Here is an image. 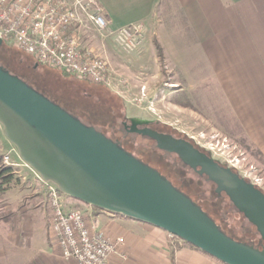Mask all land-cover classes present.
Returning a JSON list of instances; mask_svg holds the SVG:
<instances>
[{
	"label": "water",
	"instance_id": "water-1",
	"mask_svg": "<svg viewBox=\"0 0 264 264\" xmlns=\"http://www.w3.org/2000/svg\"><path fill=\"white\" fill-rule=\"evenodd\" d=\"M0 124L21 161L63 195L165 231L223 264H264V246L235 241L157 170L1 65ZM144 134L160 150L178 155L194 170L200 168L264 242L262 191L187 141L150 130Z\"/></svg>",
	"mask_w": 264,
	"mask_h": 264
},
{
	"label": "crops",
	"instance_id": "crops-1",
	"mask_svg": "<svg viewBox=\"0 0 264 264\" xmlns=\"http://www.w3.org/2000/svg\"><path fill=\"white\" fill-rule=\"evenodd\" d=\"M97 2L110 32L138 25L144 32L142 47L154 50L155 40L161 45L166 75L157 51L156 58L166 80L170 61L184 73L196 66L193 71L202 88L212 87L209 96L215 107L230 115L264 158V0H166L171 11L167 10L165 21L157 14L162 0ZM14 201L6 207L5 220L0 218V264H77L64 260L50 238L46 212L24 207L19 196ZM100 217L109 223L117 220L118 231L100 221L102 229L110 237L125 239L122 256L113 257L111 264H223L151 225Z\"/></svg>",
	"mask_w": 264,
	"mask_h": 264
},
{
	"label": "rangeland",
	"instance_id": "rangeland-1",
	"mask_svg": "<svg viewBox=\"0 0 264 264\" xmlns=\"http://www.w3.org/2000/svg\"><path fill=\"white\" fill-rule=\"evenodd\" d=\"M167 10L171 11V4L167 6L166 0H162L157 12L160 17L158 19L165 21ZM80 33L84 38L83 46L93 49L107 62L110 86L74 80L59 71L39 66L30 55L28 56L12 46L5 45V47L18 55V60L25 63L28 67L27 75L35 76L37 74L38 78L43 76V80L49 86L60 89H64L67 84L79 88L82 90L79 96L82 102L92 101V99L103 101L108 105L106 106L107 110L116 113L117 119L120 117L119 115H123L120 114L121 109L128 117L157 121L193 141L198 147L211 153L215 159L234 169L251 183L258 181L259 184L264 185L263 160L244 139L230 115L219 112V109L215 107L212 97L209 96L213 94L212 87L202 88L203 82H199L197 72L193 71L196 66L191 65L190 71L184 69L187 72L184 73L181 66H176L170 61L168 62L170 76L166 80L161 73L154 47L152 51L142 45L134 50H127L118 44L110 33L99 32L89 18L83 19ZM6 64L14 67L10 63ZM30 77L29 81L36 85V79L34 77L30 79ZM29 85L45 95L41 88ZM89 93L93 96H90ZM88 120L103 129L111 124L108 118H101V121L96 120L97 122ZM0 154L3 157L9 156V164L13 166L15 177V182L11 186L12 190L10 189L8 195L10 199L4 196L0 200V218L5 220V213L8 210L6 207L19 196L24 207L40 213L46 212L49 220L48 191L43 186L38 174L21 161L18 150L5 137L1 124ZM54 188L57 189L55 185ZM58 192L69 209L85 214L89 212L97 217L109 216L111 220L123 218V216L106 213L71 199L59 190ZM212 197L213 199H210ZM207 198H209V202L216 204V208H207L206 211L221 224L226 234L241 243L249 242L254 246L260 243L261 238L256 228L234 208L228 198L220 201L214 194H208ZM100 219L99 222L103 221V224L109 223L108 220ZM102 223L100 222L101 228H103ZM109 224L112 229L118 231L120 223L117 220Z\"/></svg>",
	"mask_w": 264,
	"mask_h": 264
},
{
	"label": "built area",
	"instance_id": "built-area-1",
	"mask_svg": "<svg viewBox=\"0 0 264 264\" xmlns=\"http://www.w3.org/2000/svg\"><path fill=\"white\" fill-rule=\"evenodd\" d=\"M84 18H89L99 32L113 35L127 50L138 48L144 40L138 25L110 32V23L97 0H0V40L43 66L85 82L110 86L107 62L83 46L80 30ZM9 161V156L3 157L6 165ZM41 182L48 191L50 238L64 260L111 264L113 257L122 256L123 237L108 236L97 216L67 208L54 185ZM253 184L264 193V185L258 181Z\"/></svg>",
	"mask_w": 264,
	"mask_h": 264
},
{
	"label": "flooded vegetation",
	"instance_id": "flooded-vegetation-1",
	"mask_svg": "<svg viewBox=\"0 0 264 264\" xmlns=\"http://www.w3.org/2000/svg\"><path fill=\"white\" fill-rule=\"evenodd\" d=\"M120 114L123 115H119L120 117L118 119L116 118L112 124L107 125L106 129L90 124L87 125L93 126L107 138L117 143L126 152L149 167L157 170L175 188L187 195L209 216L211 214L206 209L216 208V204L209 202V198H207L208 194H214L220 201L228 198L225 193L221 195L216 193L217 186L206 175L200 174V168L194 170L185 164L178 155L160 150L157 142L147 134H144V132L150 130L158 134L171 136L176 140H184L207 156H212L211 153L201 149L189 139L178 134L175 130L165 127L157 121L128 117L121 109ZM212 158L215 159L213 156ZM215 161L219 165L227 167L218 159H215ZM233 171L237 173L234 169ZM210 199H213V197ZM263 246L264 242L260 240V243L256 247L261 249Z\"/></svg>",
	"mask_w": 264,
	"mask_h": 264
},
{
	"label": "trees",
	"instance_id": "trees-1",
	"mask_svg": "<svg viewBox=\"0 0 264 264\" xmlns=\"http://www.w3.org/2000/svg\"><path fill=\"white\" fill-rule=\"evenodd\" d=\"M154 44H155V48L157 51V56L159 59V63L161 66L162 73L164 75H166V64H165L164 50L156 40H155ZM15 49H17V48H15ZM9 50L10 49L5 47V45H3L1 47V49H0V65L1 66H3L9 72H11L15 76H17L20 79H22L23 81H25L27 84H31L34 87L41 88L45 92L46 97H48L51 101L60 105L62 108L67 110L69 113H71L72 115H74L75 117L80 119L83 123L96 126L95 123H92V122L90 123L88 119L97 122L98 120L101 121V118H103V119L108 118L109 121H111V124L116 119V117H115L116 113H114V111L111 112V111L107 110V108H106V106H108L107 103L105 104V102H103V101L101 102L100 100L96 101L93 99H92V101L85 100V102H82L81 99H79V96H80V93L82 90H80L79 88H75L72 85L67 84V85H65L64 89H60L59 87L49 86L43 80V76H42V78L41 77L38 78L37 74H35V76H33L32 74L27 75L26 73L28 71V67H26L25 63L23 64V62L18 60V58H19L18 55L13 53V51H11V50L9 51ZM17 50H19V49H17ZM30 57L33 59V61L36 64L41 66V64H39L32 56H30ZM6 63H10L14 67L8 66ZM47 68H49V67H47ZM49 69H52V68H49ZM52 70H55V69H52ZM56 71H59V70H56ZM59 72H61L66 77H70L74 80H79L75 77H72V76L62 72V71H59ZM29 77H30V79L32 77H34L36 79L37 84L35 85V84L31 83V81H29ZM90 96H93V95L90 94ZM109 106H111V105H109ZM257 153L264 162L263 156L258 151H257ZM14 180H15V177H14L13 166L5 165L3 162V156L0 154V200H2L3 197L6 195V193L11 189V186L15 182ZM210 217L225 232V230L223 229L221 224H219L212 215ZM232 237H234V236H232ZM245 243L252 245L249 242H245Z\"/></svg>",
	"mask_w": 264,
	"mask_h": 264
}]
</instances>
